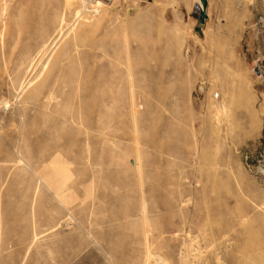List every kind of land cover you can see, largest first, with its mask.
I'll use <instances>...</instances> for the list:
<instances>
[{
	"label": "rangeland",
	"instance_id": "obj_1",
	"mask_svg": "<svg viewBox=\"0 0 264 264\" xmlns=\"http://www.w3.org/2000/svg\"><path fill=\"white\" fill-rule=\"evenodd\" d=\"M97 1L0 0V264H264V0Z\"/></svg>",
	"mask_w": 264,
	"mask_h": 264
},
{
	"label": "bare ground",
	"instance_id": "obj_2",
	"mask_svg": "<svg viewBox=\"0 0 264 264\" xmlns=\"http://www.w3.org/2000/svg\"><path fill=\"white\" fill-rule=\"evenodd\" d=\"M92 3L93 4H88L89 6L88 7H86L87 6V4L85 3V1L84 0H64V4H65V6H67L68 8H71V9H73L74 10V12L75 13H72V14H75V21H77L78 23L77 24H79V23H82V25L80 26V25H78V26H80L82 29V31H83V29H87V26H86V24L88 25V22H90V21H88V18L86 17V14L88 15V14H91V15H97L98 13H99V9H100V7L102 6V3L100 2V1H97V0H92ZM79 5H82V6H80L81 8H80V10H78V6ZM103 7V6H102ZM63 10H65V9H63ZM66 12V11H65ZM71 14V15H72ZM73 17H74V15H73ZM89 17V16H88ZM90 19H91V16H90ZM61 20V19H60ZM74 21V22H75ZM59 23H61V21H59ZM63 23V22H62ZM91 23V22H90ZM58 25V24H57ZM73 25H74V23L71 25V27H73ZM58 26H60V25H58ZM76 26V25H75ZM77 26V27H78ZM59 28V27H58ZM62 28V27H61ZM57 29V28H56ZM55 30V29H54ZM60 31V30H59ZM73 31V29L71 30V32ZM56 33V32H55ZM54 33V34H55ZM73 36H75V35H73ZM58 37V36H57ZM26 86V85H25ZM260 171L262 172V173H264V165H262L261 167H260ZM160 264H162V262H160Z\"/></svg>",
	"mask_w": 264,
	"mask_h": 264
}]
</instances>
